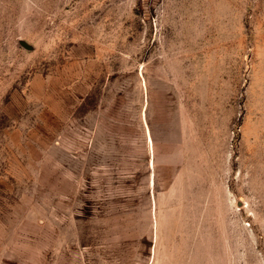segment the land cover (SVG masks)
Here are the masks:
<instances>
[{"label":"rangeland","instance_id":"rangeland-1","mask_svg":"<svg viewBox=\"0 0 264 264\" xmlns=\"http://www.w3.org/2000/svg\"><path fill=\"white\" fill-rule=\"evenodd\" d=\"M0 264H264V0H0Z\"/></svg>","mask_w":264,"mask_h":264},{"label":"bare ground","instance_id":"bare-ground-1","mask_svg":"<svg viewBox=\"0 0 264 264\" xmlns=\"http://www.w3.org/2000/svg\"><path fill=\"white\" fill-rule=\"evenodd\" d=\"M150 140H151V138H150Z\"/></svg>","mask_w":264,"mask_h":264}]
</instances>
